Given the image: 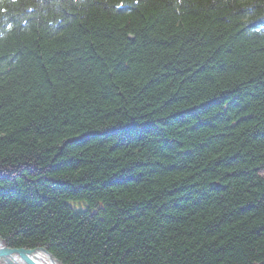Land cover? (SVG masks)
<instances>
[{
	"label": "trees",
	"instance_id": "obj_1",
	"mask_svg": "<svg viewBox=\"0 0 264 264\" xmlns=\"http://www.w3.org/2000/svg\"><path fill=\"white\" fill-rule=\"evenodd\" d=\"M0 238L264 264V0H0Z\"/></svg>",
	"mask_w": 264,
	"mask_h": 264
},
{
	"label": "water",
	"instance_id": "obj_2",
	"mask_svg": "<svg viewBox=\"0 0 264 264\" xmlns=\"http://www.w3.org/2000/svg\"><path fill=\"white\" fill-rule=\"evenodd\" d=\"M0 262H6V264H64L44 247L34 249L10 248L1 238Z\"/></svg>",
	"mask_w": 264,
	"mask_h": 264
},
{
	"label": "snow or ice",
	"instance_id": "obj_3",
	"mask_svg": "<svg viewBox=\"0 0 264 264\" xmlns=\"http://www.w3.org/2000/svg\"><path fill=\"white\" fill-rule=\"evenodd\" d=\"M0 264H6V262H0Z\"/></svg>",
	"mask_w": 264,
	"mask_h": 264
},
{
	"label": "bare ground",
	"instance_id": "obj_4",
	"mask_svg": "<svg viewBox=\"0 0 264 264\" xmlns=\"http://www.w3.org/2000/svg\"><path fill=\"white\" fill-rule=\"evenodd\" d=\"M47 249V248H46Z\"/></svg>",
	"mask_w": 264,
	"mask_h": 264
}]
</instances>
